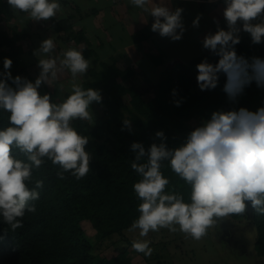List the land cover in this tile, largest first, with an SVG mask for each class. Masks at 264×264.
Wrapping results in <instances>:
<instances>
[{"label":"clouds","instance_id":"obj_1","mask_svg":"<svg viewBox=\"0 0 264 264\" xmlns=\"http://www.w3.org/2000/svg\"><path fill=\"white\" fill-rule=\"evenodd\" d=\"M7 3L36 22L56 17L62 10L58 0ZM130 3L154 18L151 31L171 41L182 39L186 31L182 8L173 10L163 0ZM223 4L227 30L214 19L217 31L202 40L203 48L218 56V62L205 59L197 64L196 79L201 91L211 90L223 74V91L229 101L235 102L253 82L264 88V58L248 59L235 50L241 42V31L250 35L253 44L264 43V0H223ZM200 19L197 15L192 27H199ZM54 49L53 39L41 42L36 53L47 58L38 60L40 72L34 83L12 77L9 58H4V71L0 72V109L9 113L10 123L0 130V216L12 230L23 226L25 211H36L29 202L39 199L37 189L43 187V181L35 180L32 188L28 185L33 183V169H39L45 158L60 167L57 175L61 179L70 172L79 180L90 171L91 156L85 150L89 138L78 134L73 122L92 121L89 109L94 102L101 103L102 96L100 90L84 89L77 83L90 67L81 51L67 49L58 64V58L51 55ZM65 69L72 78L71 94L61 103L52 102L50 94L41 95L38 89L42 84L50 85ZM172 94L177 95L175 89ZM181 102L174 100L176 106ZM124 127L131 131V122L125 120ZM155 136L161 142L152 143L147 150L139 142L130 146L135 153L131 167L141 177L133 188L141 203L139 216L128 231L139 230L140 237H146L160 229L176 232L178 227L186 236L200 240L210 228L231 216L245 214L249 208L264 214V106L256 111L243 107L214 111L175 148H168L163 131ZM14 150L26 159L17 158ZM164 161L190 187L188 202L181 194L166 191L170 181L161 172ZM132 247L145 256L152 254L147 240H134Z\"/></svg>","mask_w":264,"mask_h":264},{"label":"trees","instance_id":"obj_2","mask_svg":"<svg viewBox=\"0 0 264 264\" xmlns=\"http://www.w3.org/2000/svg\"><path fill=\"white\" fill-rule=\"evenodd\" d=\"M13 18L14 12L7 0H0V62L4 58L19 60L25 52L23 42L30 36L28 31L11 23ZM50 27L58 34H65L59 35L60 39L83 42L81 52L85 59L95 54L86 32L74 29L72 15L53 19ZM235 50L248 59L255 55L253 47L242 38ZM260 58H264V54ZM205 59L215 64L219 57L209 53L189 64L166 68L162 78L146 92L132 83L136 70L122 68L116 59L102 61L99 68H89V78L80 85L84 89L100 90L102 102L93 103L98 106L100 115L93 121L76 120L73 127L78 134L89 138L85 150L91 156L90 171L79 180L70 172H65L61 179L57 175L60 167L46 158L39 169H33V183L29 188L35 186V180L43 181V187L37 189L39 199L29 202L36 211H25L21 218L23 226L15 230L0 216V264H133L127 252L111 258L95 254L83 227V223L89 221L100 236L107 238L124 233L138 218L141 201L133 185L141 177L131 167L135 158L131 144L142 143L147 150L152 143L161 142L155 133L163 131L168 148H175L184 142L183 133L210 119L214 111L241 107L256 111L264 106V88H258L255 82L247 86L235 102L229 101L223 91L226 81L223 74L215 89L199 92L196 65ZM154 60L162 62L161 57ZM39 72L38 67L37 77ZM11 75L29 81L34 78L25 68ZM8 84L13 86L11 81ZM56 86L46 87V91L50 93ZM174 89L176 96L172 94ZM38 91L42 95V91ZM146 93L150 99L144 97ZM174 100L182 102L176 106ZM8 117L9 113L0 109V130L10 126ZM125 120L131 122V131L124 127ZM14 154L26 159L18 150H14ZM161 172L170 181L166 191L181 194L188 202L190 187L171 170L168 161L162 163ZM243 215L232 218L239 219ZM253 219L258 233L255 249L264 257V214L253 212Z\"/></svg>","mask_w":264,"mask_h":264},{"label":"crops","instance_id":"obj_3","mask_svg":"<svg viewBox=\"0 0 264 264\" xmlns=\"http://www.w3.org/2000/svg\"><path fill=\"white\" fill-rule=\"evenodd\" d=\"M58 2L62 10L56 17L36 22L26 13L12 9L14 18L11 23L16 24L20 30L31 33L37 28L36 25L41 27L48 23L50 27L53 19L72 15L74 29L86 32L95 51L87 60H94L98 65L89 68H99L102 61L111 62L116 59L122 68L132 67L136 70L132 83L137 87H150L162 78L166 68L189 64L211 53L203 48L202 40L208 33L217 31L214 19L219 20V26L227 30L222 14L223 0H163L173 10L177 7L184 10L182 19L186 31L179 41H171L151 31L154 18L133 6L130 0H58ZM67 9H71L72 12H68ZM197 15H201V19L199 27L194 28L192 21ZM25 22L32 26L30 24L23 26ZM240 37L253 47L254 57H261L264 54V43L253 44L250 35L243 31ZM80 44L83 48V42ZM154 57L157 59L161 57L162 62L154 60ZM198 91L201 92L199 86Z\"/></svg>","mask_w":264,"mask_h":264},{"label":"rangeland","instance_id":"obj_4","mask_svg":"<svg viewBox=\"0 0 264 264\" xmlns=\"http://www.w3.org/2000/svg\"><path fill=\"white\" fill-rule=\"evenodd\" d=\"M67 11L72 12L71 9H67ZM29 24V22H25L23 26ZM30 25L32 26V24ZM36 27V29L32 28L33 31L29 33L30 36L23 42L25 55L19 60L12 61L9 70L14 72L20 71L22 68L27 69L34 77L31 81L33 83L37 78L38 60L47 58L36 53L42 41L48 38L53 39L55 49L51 55L58 58V64L59 59L62 58V53L67 49L82 50L81 44L60 39L59 35L61 34L51 29L48 23L41 27L36 25ZM78 28L77 24L76 29ZM63 35L65 34L63 33ZM89 61L90 66L98 65L95 64L96 61L94 60ZM3 71V62H0V72ZM88 78L89 75L86 73L78 78L77 83L80 84ZM71 79L70 72L65 69L58 73L55 80L50 81V85L42 84L39 89L43 95L48 93L46 87L52 88L57 85V88L48 94H50L52 102L61 103L71 94ZM139 88L143 92L148 89V87ZM144 97L150 99L148 93ZM89 110L93 113V120L99 117L100 111L96 104H92ZM187 135L188 132L183 133L184 140ZM253 212L249 208L243 217L239 219L229 217L217 226L210 228L207 235L200 240L186 236L178 227L176 232L160 229L157 232H150L146 237H140L139 230L132 232L127 230L124 233L113 234L107 238L100 236L89 221H85L83 227L93 245L95 254L111 258L121 252H127L133 264H264V257L258 255L255 249L258 233L255 221L252 219ZM134 240H147L149 247L152 249L151 256L136 252L132 247Z\"/></svg>","mask_w":264,"mask_h":264},{"label":"water","instance_id":"obj_5","mask_svg":"<svg viewBox=\"0 0 264 264\" xmlns=\"http://www.w3.org/2000/svg\"><path fill=\"white\" fill-rule=\"evenodd\" d=\"M252 219H253V215H252ZM254 220V219H253Z\"/></svg>","mask_w":264,"mask_h":264}]
</instances>
